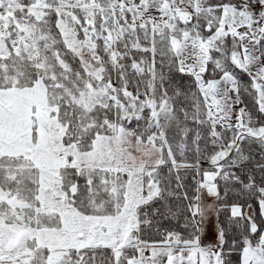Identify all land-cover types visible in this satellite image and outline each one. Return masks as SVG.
I'll return each instance as SVG.
<instances>
[{"label": "snow or ice", "instance_id": "snow-or-ice-1", "mask_svg": "<svg viewBox=\"0 0 264 264\" xmlns=\"http://www.w3.org/2000/svg\"><path fill=\"white\" fill-rule=\"evenodd\" d=\"M0 264H264V0H0Z\"/></svg>", "mask_w": 264, "mask_h": 264}]
</instances>
